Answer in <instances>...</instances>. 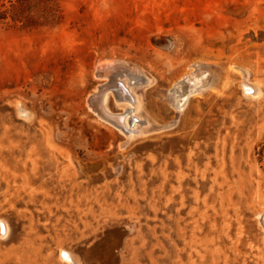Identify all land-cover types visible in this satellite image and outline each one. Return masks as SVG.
<instances>
[{"label": "rangeland", "instance_id": "obj_1", "mask_svg": "<svg viewBox=\"0 0 264 264\" xmlns=\"http://www.w3.org/2000/svg\"><path fill=\"white\" fill-rule=\"evenodd\" d=\"M106 62L141 82L120 131L89 107ZM195 65L217 83L177 110ZM263 210L264 0H58L0 28V264H264Z\"/></svg>", "mask_w": 264, "mask_h": 264}, {"label": "bare ground", "instance_id": "obj_2", "mask_svg": "<svg viewBox=\"0 0 264 264\" xmlns=\"http://www.w3.org/2000/svg\"><path fill=\"white\" fill-rule=\"evenodd\" d=\"M119 68L120 67H119L118 63H112V62L102 63V64H99L96 67V72H99V73H102V74L103 73L104 74H108V73L113 74V79H112V82L110 81L111 82L110 84H107V83L106 84H102L98 89L96 88L95 92L89 96V100L88 101H89V105L90 106L89 105L88 106L98 116L99 119H103L109 125H112V126L116 127L120 131L123 128H126L130 124V121H132L134 123V122H137L139 119H141V115L138 114L136 112V110H134L135 107H134V104L132 102L133 101L132 100V94H133V92L135 93L134 89L136 87H140V85H141L140 83L141 82L138 83V80H137L138 79L137 78L138 77V74H137L138 72L137 71L130 70V69H129L130 71H120L121 68L120 69ZM194 68H196V65H195ZM203 71L204 70L199 69L197 67L196 71L192 72L191 75L188 74L190 76L187 77V79H185L186 76L183 77L186 80V82L188 83L187 85H189V88H188L189 90L188 91L185 90L186 87H184V85L182 84V82L184 80L180 81L179 83H176L177 86L174 87L172 90H170V98H171V102H172L171 106L173 105L175 107V109L180 110V109H182L185 106V103H186L187 99L191 95L196 94V93H200V92H202V91H204L206 89H209V88L214 86L213 84L215 83V80L217 81V79L214 80L213 76L210 74L211 73V69L208 71L207 75L205 74L206 72L205 71L203 72ZM244 77H243V80L245 79ZM146 82L147 81H145L144 84ZM243 86H244L245 91L249 92V94H252V96H257L258 95L259 89L255 85H250V83L247 84V83L244 82ZM109 89H114L113 91H115L116 95L118 96V98H119L118 100L124 102V104L129 107L128 108L129 111L127 110L128 111L127 113L126 112H122V113H119V114H114L111 111H109V109L106 107V99H107V95H108L107 91ZM168 96H169V93H168ZM135 105H136V103H135ZM137 111H138V109H137ZM107 123H106V125H107ZM142 124L145 125V127H147L148 122L145 121ZM152 124H153V122H152ZM133 126H136V125L133 124ZM150 128H152V127H150ZM160 128L162 129V127H160ZM138 130L141 131L142 133H145V130L143 128H140ZM133 133H135V132H133ZM147 133H148V131H147ZM135 134H137V133H135ZM125 138H128V136L125 137ZM258 218H259L258 222H259V224H260V226H261V228H262V230L264 232V210L261 211L258 214ZM2 224H3L2 225L3 227H2L1 235H2V237H4L6 235V232H7V226H6L5 223H2ZM59 259H60V261H62L65 264H80L78 258L75 255H73L70 252H65V251H63L61 249H60Z\"/></svg>", "mask_w": 264, "mask_h": 264}, {"label": "trees", "instance_id": "obj_3", "mask_svg": "<svg viewBox=\"0 0 264 264\" xmlns=\"http://www.w3.org/2000/svg\"><path fill=\"white\" fill-rule=\"evenodd\" d=\"M58 0H0V28L36 26L54 18Z\"/></svg>", "mask_w": 264, "mask_h": 264}]
</instances>
